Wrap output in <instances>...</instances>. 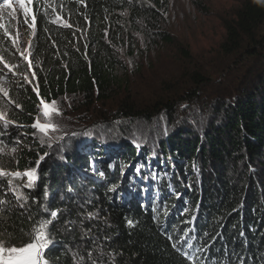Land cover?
Wrapping results in <instances>:
<instances>
[{
	"label": "trees",
	"instance_id": "16d2710c",
	"mask_svg": "<svg viewBox=\"0 0 264 264\" xmlns=\"http://www.w3.org/2000/svg\"><path fill=\"white\" fill-rule=\"evenodd\" d=\"M240 2L221 49L245 47L255 63L231 93L202 105L167 88L139 93L124 64L143 48L135 33L148 53L174 45L163 29L168 0H35L26 62L0 35V66H12L0 73L16 84L2 101L15 123L0 122V149L15 151H0V167L39 161V179L29 189L26 178L0 177V240L19 246L50 220V264H264V0ZM53 100L69 112L49 147L31 125Z\"/></svg>",
	"mask_w": 264,
	"mask_h": 264
},
{
	"label": "rangeland",
	"instance_id": "374dc122",
	"mask_svg": "<svg viewBox=\"0 0 264 264\" xmlns=\"http://www.w3.org/2000/svg\"><path fill=\"white\" fill-rule=\"evenodd\" d=\"M45 3L46 1H42L43 6ZM34 4L35 0H33L32 4L33 11ZM13 5L15 8L14 13L12 10L4 9L3 2L0 0V9H2L0 11V20L12 34L15 42H13V39L10 40L18 49V54L20 56L22 54L24 61L25 58H27V61L30 56L29 39L27 37L32 31L30 26L31 17L29 16L27 24L23 23L22 10L18 4H15V0H13ZM240 6V0H168L163 29L171 34L174 45L164 46L161 44V47L155 49L156 51L153 50L148 53L151 48H146L147 46L143 43L139 33L134 34L136 41L143 48H134L128 58L126 55L123 58L129 74L134 75H131L133 87L137 90L141 89L139 93L159 94L160 97H163L160 93L163 89L167 88L168 91L171 89L177 95V100L183 97L184 99L181 102L186 103L194 95L193 98L202 101L200 102L202 105H209L211 99L231 93L247 71L248 75L252 68L248 69L255 63V58H251L245 47L244 50L232 56H227L221 49L227 36L225 23L235 19ZM260 33H264V28ZM0 35L2 37L1 40L4 37L9 39L8 36L4 35L3 31H0ZM144 46L146 47L144 48ZM5 64L7 63L3 61L4 66H0V72L9 69L5 67ZM9 66L12 67L11 65ZM140 68L144 69L141 70ZM29 69L30 74L24 79H27L30 83L29 85L34 88L35 78L31 65ZM195 72L200 75L198 76L199 79H201V76L203 77L200 84H196V81L192 78ZM140 76L144 78L145 83L141 80L143 85H146L144 88L137 87L140 82ZM16 80L12 79V81ZM5 81L7 80L0 73V113L4 116H6V111L2 108L4 107L2 101L9 98L10 89L16 86V84L12 83L9 85ZM167 98L169 99V96ZM148 99L143 97L140 100ZM151 105H154V103ZM57 106L62 115L54 117V120L57 124H60L69 112V107L67 105L63 106L60 102H57ZM146 106L149 107L148 105ZM43 111L41 102L40 119L42 122H47V118L43 117ZM191 118L192 120L199 119L197 116ZM183 122V120L177 122L180 125L177 126V131L185 126ZM150 132L148 130L145 131L147 142H152L150 138L152 134ZM38 135L41 141V133H38ZM156 144H159V142L157 141ZM7 148L8 146H1V153L9 151V155H12L14 151ZM111 150L116 151V146H111ZM24 183H26V179ZM18 188L20 189L21 187L18 186ZM19 196V198H24V195Z\"/></svg>",
	"mask_w": 264,
	"mask_h": 264
},
{
	"label": "snow or ice",
	"instance_id": "6c2138e0",
	"mask_svg": "<svg viewBox=\"0 0 264 264\" xmlns=\"http://www.w3.org/2000/svg\"><path fill=\"white\" fill-rule=\"evenodd\" d=\"M3 8L12 10L15 12L13 5V0H2ZM15 4H18L23 13V23H28L29 16L31 17L32 28H35L36 15L33 11L32 4L33 0H15ZM2 11V9H0ZM0 31H3L4 35L8 36L9 39H13L12 34L8 31L7 26L0 20ZM13 42L15 40L13 39ZM2 59V58H0ZM6 68L11 70V67L8 64H5ZM43 106V117L47 118V122H42L40 118H36L34 123L31 125L32 128L36 129L41 133V143H47L51 147L50 141L54 138L52 134L56 132H61L62 128L54 120V117L62 115L59 107L57 106L56 101L44 102L42 101ZM0 122H2L5 128L9 124H14V121L7 120L3 114H0ZM59 137H57L58 139ZM20 143L19 141L16 142ZM3 144V141H0V145ZM2 151V149H0ZM12 151H15L13 148ZM47 155V153H45ZM43 156L40 157L43 160ZM39 167V161L36 163V167L29 168L23 172L17 170L9 172L3 167H0V177L10 176L12 179H25V187L31 189L36 180L39 179L37 170ZM103 176V172L100 173ZM9 186L12 185V180L8 181ZM19 198V197H18ZM0 203H6L5 201H0ZM21 208L24 207L23 204L20 205ZM50 216L55 218L57 216L56 212H51ZM50 223V220H40L37 221L33 228L26 233L30 237L28 241L22 242L19 246L11 245L10 243L0 240V264H50V261L47 259L45 253L51 244L50 235L47 231V225ZM131 223V221L129 222ZM175 247V245H173ZM243 264V262H242Z\"/></svg>",
	"mask_w": 264,
	"mask_h": 264
},
{
	"label": "water",
	"instance_id": "95a60500",
	"mask_svg": "<svg viewBox=\"0 0 264 264\" xmlns=\"http://www.w3.org/2000/svg\"><path fill=\"white\" fill-rule=\"evenodd\" d=\"M106 123V122H105ZM105 123H102V124H105ZM113 124V122L110 123V125ZM95 126L94 125H91L90 127H75L72 129L71 133L72 134H81V133H85V132H89L91 131L92 129H94Z\"/></svg>",
	"mask_w": 264,
	"mask_h": 264
}]
</instances>
